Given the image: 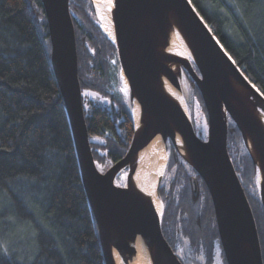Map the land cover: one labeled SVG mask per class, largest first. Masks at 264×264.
<instances>
[{"label": "trees", "instance_id": "1", "mask_svg": "<svg viewBox=\"0 0 264 264\" xmlns=\"http://www.w3.org/2000/svg\"><path fill=\"white\" fill-rule=\"evenodd\" d=\"M30 1L0 0V264H106L52 67L45 11L41 0ZM190 2L258 90L264 113V0ZM70 10L92 151L96 163L111 165L134 136L118 50L99 26L92 0H70ZM86 91L94 98L84 97ZM193 93L188 104L195 125L207 112L194 83ZM167 149L169 180L159 189L166 240L183 264H215L218 249L228 264L207 186L183 157L176 160L173 144ZM245 149L230 122L228 150L256 218L264 261V210Z\"/></svg>", "mask_w": 264, "mask_h": 264}, {"label": "water", "instance_id": "2", "mask_svg": "<svg viewBox=\"0 0 264 264\" xmlns=\"http://www.w3.org/2000/svg\"><path fill=\"white\" fill-rule=\"evenodd\" d=\"M41 2L50 33L52 67L69 117L82 182L106 264H115L113 250L124 264H130L135 254L132 245L138 237L145 242L153 264H183L163 234L162 218L152 200L133 188L116 185L120 172L133 169L139 153L157 135L162 136L165 146L168 140L173 144L175 156L183 157L207 186L227 263L264 264L256 218L228 150L232 122L241 134L257 176H262V185L257 189L264 210V125L258 117V113L264 115L259 106L262 96L190 0H114L112 22L116 41L108 38L117 47L130 88L129 100L131 105L137 100L141 117L139 125L133 117L134 136L126 155L104 174L97 167L86 124L70 0ZM172 25L180 28L195 59L193 64L176 60L179 75L163 54L162 45ZM183 70L195 83L206 108V141L198 136L192 120L163 88L165 74L183 97ZM233 82L249 93L246 98L237 93ZM178 136L186 140L188 157L179 151ZM135 174V170L130 174L131 180ZM161 183L157 186L160 199ZM191 184L198 196L197 179L193 178Z\"/></svg>", "mask_w": 264, "mask_h": 264}, {"label": "bare ground", "instance_id": "3", "mask_svg": "<svg viewBox=\"0 0 264 264\" xmlns=\"http://www.w3.org/2000/svg\"><path fill=\"white\" fill-rule=\"evenodd\" d=\"M93 4L95 6L99 26L104 33L115 42L116 38L112 22V11L115 6L114 0H93ZM162 46L164 52L163 54L169 63L168 65L176 75H179L180 72L176 60H182L192 64L195 61L184 35L182 34L180 28H177L175 25H172V28L169 29L167 41L163 43ZM121 78L123 80V94L126 96L127 103L130 107L134 120L137 125H139V119L141 117L140 106L137 100H135L134 104L131 105V101L129 100L130 88L122 67ZM162 84L168 97L172 98L177 107L188 115L184 98L180 95V93H178V91H176L165 74L162 75ZM233 85L237 93L242 97L246 98L248 96L249 93L240 87L239 84L233 82ZM258 117L264 125V115L258 113ZM177 144L182 155L188 157V146L186 140L183 137L178 136ZM168 160L169 154L163 142L162 136L157 135L153 141L139 153L134 162V168L127 172L122 170L116 180L117 186L124 187L126 189L133 188L147 198H150L154 209L160 218H162L164 214V203L158 197L157 186L165 176ZM134 170L136 171V174L131 180L129 176L134 173ZM256 185L259 188L262 185V176L260 173H258ZM132 246L135 249V254L130 264H153L152 257L145 245V242L140 237L137 238ZM113 259L115 264H124L116 250H113Z\"/></svg>", "mask_w": 264, "mask_h": 264}, {"label": "rangeland", "instance_id": "4", "mask_svg": "<svg viewBox=\"0 0 264 264\" xmlns=\"http://www.w3.org/2000/svg\"><path fill=\"white\" fill-rule=\"evenodd\" d=\"M120 65H121V63H120ZM183 72H184V74H181V77H180V84H181V88L183 91V98H184L185 104L187 106V113H188L190 120H192V115H191L190 107L188 104V100H191L194 97V93H193V83L194 82L190 78V76L187 75V73L184 70H183ZM84 97H89V98L93 99L94 98V92L86 91L84 93ZM197 116H199V115L197 114ZM208 128H209L208 118H206L205 116L197 117L195 125H194V129L196 130L198 136L204 141H206L208 139ZM166 149H167V147H166ZM110 166L111 165H110L109 161H106L104 164L97 163V167L102 174L106 173L110 169ZM167 180H169V179L166 177V174H165V176L162 180L161 186L164 183H167L168 182ZM215 264H224L222 251L220 249H218L216 252Z\"/></svg>", "mask_w": 264, "mask_h": 264}, {"label": "flooded vegetation", "instance_id": "5", "mask_svg": "<svg viewBox=\"0 0 264 264\" xmlns=\"http://www.w3.org/2000/svg\"><path fill=\"white\" fill-rule=\"evenodd\" d=\"M187 73V72H186ZM188 75V74H187ZM189 76V75H188ZM171 142L168 140V142H167V145H169ZM166 145V146H167ZM126 155V154H125ZM174 156H175V153L173 154ZM176 157V160H177V156H175ZM116 162H112V164H111V166H110V168L112 167V165H114ZM177 255V254H176Z\"/></svg>", "mask_w": 264, "mask_h": 264}]
</instances>
